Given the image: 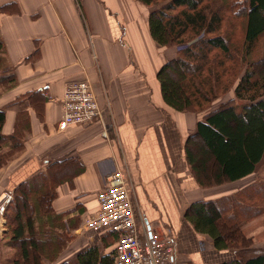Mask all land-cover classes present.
Instances as JSON below:
<instances>
[{"label":"crops","instance_id":"0c3cea01","mask_svg":"<svg viewBox=\"0 0 264 264\" xmlns=\"http://www.w3.org/2000/svg\"><path fill=\"white\" fill-rule=\"evenodd\" d=\"M148 14L134 0H0V41L15 76L0 95L1 135L14 136V144L0 151L14 155L0 167V230L10 193L21 183L44 181L54 195V213L69 222L78 245L72 259L60 263L91 245L106 253L99 233L82 227L115 170L128 179L137 222L149 226L152 236L172 237L175 264L235 259L196 232L184 213L192 202L234 195L259 175L226 189L198 185L185 144L200 117L164 103L156 73L174 55L150 37ZM78 80L91 85L99 118L60 130L64 88ZM258 222L242 228L256 249L255 230H249Z\"/></svg>","mask_w":264,"mask_h":264},{"label":"trees","instance_id":"16d2710c","mask_svg":"<svg viewBox=\"0 0 264 264\" xmlns=\"http://www.w3.org/2000/svg\"><path fill=\"white\" fill-rule=\"evenodd\" d=\"M134 1L149 10L152 40L174 51L156 73L164 103L178 112L202 114L185 144L198 185L220 187L256 172L264 163V0ZM258 45L260 53H255ZM14 83L0 41V95ZM229 91L233 97L211 109ZM234 102L241 112H236ZM203 108L209 111L204 113ZM3 123L0 110V151L14 144V136L1 135ZM13 156L12 150L9 155L0 153V167ZM49 189L44 181L21 183L1 209L7 219L2 240L17 250L10 264L56 263L72 239L51 207L54 195ZM8 212L12 214L6 218ZM261 214L264 178L230 197L192 202L184 219L207 235L216 250L234 253V260L222 264H264V250L252 248V238L242 231ZM99 236L103 251H110L102 253L99 246L91 245L72 262L59 264H113L116 235L101 231Z\"/></svg>","mask_w":264,"mask_h":264},{"label":"built area","instance_id":"2783aa9c","mask_svg":"<svg viewBox=\"0 0 264 264\" xmlns=\"http://www.w3.org/2000/svg\"><path fill=\"white\" fill-rule=\"evenodd\" d=\"M62 114L58 129L87 124L99 118V107L91 85L85 80L68 83L60 100ZM97 210L83 222V229L116 235L113 264H175L172 237L152 236L149 226L136 215L123 171L108 175L106 186L96 195Z\"/></svg>","mask_w":264,"mask_h":264},{"label":"rangeland","instance_id":"374dc122","mask_svg":"<svg viewBox=\"0 0 264 264\" xmlns=\"http://www.w3.org/2000/svg\"><path fill=\"white\" fill-rule=\"evenodd\" d=\"M240 34H241V29L239 28L238 29V31L236 32V36H237V38H239V36H240ZM261 43L262 44H264L263 43V40L261 41ZM261 44V45H262ZM261 45H258V47L256 48V50H255V53H260V46ZM173 51V50H172ZM173 53H174V51H173ZM233 97V94H232V91H229L224 97H222V98H220V99H218V100H216L215 102H213L212 103V107H211V109H215V108H217L220 104H222V103H224V102H228L231 98ZM233 106H235V109H236V112H241V110H242V107L239 105V103H235L234 102V104H233ZM204 107H206V105L204 106ZM203 109H205V110H203V112L204 113H206V112H208L209 110H207L206 108H203ZM187 113V112H186ZM198 117H201L202 116V114H199V115H197ZM256 173H257V175H259V179H262V178H264V163L262 164V165H260L259 166V168L257 169V171H256ZM226 185V184H225ZM224 186V185H223ZM228 186H224L223 187V189H226ZM217 189H220V187H218V188H216L215 190H217ZM6 203V202H5ZM5 203L2 205V208H4V205H5ZM1 208V209H2ZM9 213V212H8ZM11 214H12V212L11 213H9V215H7L6 216V218L7 217H10L11 216ZM3 218V217H2ZM3 223H4V225H3V229H5V226H6V220L7 219H4L3 218ZM254 220H260V222H258L259 223V225H258V223L254 226V229H252V230H249V231H252L253 232V230H255L253 233H255V235H256V237H255V242L257 243V246H260L261 248H260V250H264V214H261V215H259V216H257V217H255L254 219H252L250 222H252V221H254ZM250 222H248L247 224H249ZM245 226V225H244ZM64 228H65V230L68 232L69 231V233H71V231H72V228H71V226H70V224H69V222H67V221H65L64 220ZM252 228H253V226H252ZM1 231V233H0V264H10V261H11V259H13V258H15V254H16V252H17V250L16 249H11V248H8V247H6L5 246V244H4V241L2 240V236H3V231H2V229L0 230ZM242 231H243V229H242ZM244 232V231H243ZM246 232H244V234H245ZM70 236V238L72 237V239H70L69 241H68V248H67V250L65 249L66 248V246H67V244H66V246H65V251L62 253H60V254H62V256H61V258L60 259H58L57 258V260H56V263H53V264H59L60 263V261L62 260V258L63 259H72V255L73 254H75L77 251H78V245L76 244V242L75 243H73L72 242V240L74 239V234H71V235H69ZM72 242V243H71ZM108 251H110L109 249L108 250H106L105 252H108ZM60 256V255H59Z\"/></svg>","mask_w":264,"mask_h":264}]
</instances>
